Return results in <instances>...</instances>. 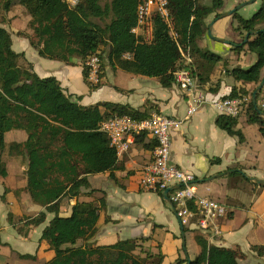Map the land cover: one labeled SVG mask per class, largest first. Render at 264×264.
Listing matches in <instances>:
<instances>
[{"label": "trees", "instance_id": "trees-1", "mask_svg": "<svg viewBox=\"0 0 264 264\" xmlns=\"http://www.w3.org/2000/svg\"><path fill=\"white\" fill-rule=\"evenodd\" d=\"M224 2L169 0L179 43L186 50L190 47L191 69L200 83L207 80V75L222 59L209 50L203 51L198 41L207 33L206 19L211 14L219 17L218 10L223 8ZM137 4L138 0H113L109 7L105 0H80L75 7H70L64 0H0V14L17 5L27 10L31 15V33L26 35L42 57L69 64L79 58L85 64L86 59L100 49H103V58L107 49L112 65L133 74L159 78L163 87H170L175 83V71L184 66L179 46L158 17L153 41H138L132 32L137 24ZM233 17L237 21L235 30L244 37L247 32L259 30L245 44L236 47L242 50L246 45L256 55V61L248 69L235 67L227 73L237 81L258 85L264 77V29L259 28L264 18V0L253 17H243L238 10ZM108 18L110 21L105 25L96 21ZM4 23L5 19L0 17V176H7L5 150L27 159L24 190L35 203L45 207L37 216L27 217L28 224L38 226L47 220L48 213L54 215L40 237L54 251V257L44 264H162V253L142 255L139 251L140 240L145 238H127L96 246L79 243L87 242L97 232L99 207L95 203L78 201L69 216L60 215L64 198L77 197L91 186L89 175L112 171L117 165V150L100 131L101 122L114 115L144 119L151 114L114 102L83 105L78 102L82 96L74 100L73 94L65 92L56 77H40L30 63L20 62V55L13 49L12 33ZM127 54L131 57H125ZM200 58L205 60L203 72L198 70ZM84 75L87 78L86 66ZM97 86L91 84L92 88ZM234 96H238L236 87L226 97ZM249 111V121L258 123L264 135V117L253 102ZM217 123L230 135L237 136L239 142L245 141L243 132L236 128L237 117L220 115ZM13 129L24 130L27 139L8 146L6 133ZM146 135L138 134L136 141ZM0 197L5 199V195ZM196 240L201 252L191 264H239L243 257L236 249L210 244L201 233L196 235ZM253 250L259 256L264 255V245L253 246ZM20 257L37 259L36 255L28 253ZM184 261L188 264V260ZM180 262L182 259L177 261Z\"/></svg>", "mask_w": 264, "mask_h": 264}, {"label": "crops", "instance_id": "crops-1", "mask_svg": "<svg viewBox=\"0 0 264 264\" xmlns=\"http://www.w3.org/2000/svg\"><path fill=\"white\" fill-rule=\"evenodd\" d=\"M226 1L218 13L231 10L247 0H233L230 4ZM245 7L238 9V12L248 18ZM16 9L27 13H24L22 30L15 27L17 19L20 20ZM0 17L5 19L3 26L12 33L13 49L20 55V62L30 63L40 77H56L65 92L73 94L74 100L82 96L78 102L83 105L114 102L148 114L161 112L178 119L186 116L187 96L175 83L163 87L159 78L127 72L109 61L103 63L100 83L92 88L88 78H85V64L81 59L76 58L69 64L45 58L31 45L26 35L31 33V15L24 7L17 5L9 12L0 14ZM206 22L208 28L214 22L211 27L214 36L230 42L210 37L208 30L198 41L203 51L209 50L222 59L207 75L206 81L200 83L198 79L205 99L200 110L171 129L172 160L179 167L195 174L199 194L222 201L229 210L228 215L219 220L223 230L221 236L208 238L203 235L208 242L242 252L239 264H264V255L259 256L253 250V246L264 245V186L251 181L242 173L264 180V135L258 123L249 121L251 112L248 109L237 117L236 128L245 136V141L239 142L237 136L219 127L217 120L222 114L213 105L216 98L231 95L234 87L237 88V95L253 96L258 85L237 81L227 71L235 67L251 66L256 56L246 45L242 50L236 49L243 45L245 37L235 30L237 21L233 14L225 17L211 14ZM14 31L18 32L15 34ZM204 68L205 60L198 59V70L203 72ZM260 92H264V88ZM9 139L23 142L27 139V133L22 129H13L6 133V142ZM155 143L150 135L140 137L137 141L135 138L131 148L118 157L112 171L89 175V188H84L77 197L63 199L60 206L62 216H69L78 201L92 202L99 207L96 234L87 242L79 243L96 246L114 244L127 238H145L140 240L139 251L142 255L146 252L162 253V264H186L184 260H188V257L193 260L198 256L201 247L196 235L202 232L197 233L195 226L182 225L173 204L163 194L145 191L140 186L141 169L151 160ZM27 164V159L7 163V176L1 177L3 190L0 196L5 195L9 208L5 211L0 205V218L4 225L0 227V264H44L54 257L49 243L40 240L53 214L48 213L44 223L32 225L27 235H21L9 221H5L8 217L6 214L10 212L15 216L35 217L45 210L44 206L32 200L26 190L21 192V198H17L12 188H26ZM229 170L233 171L206 180ZM5 188L9 189L7 193ZM0 203L5 207L6 203L1 200ZM26 253L36 255L37 259H22L20 255ZM179 259L182 262L177 263Z\"/></svg>", "mask_w": 264, "mask_h": 264}, {"label": "built area", "instance_id": "built-area-1", "mask_svg": "<svg viewBox=\"0 0 264 264\" xmlns=\"http://www.w3.org/2000/svg\"><path fill=\"white\" fill-rule=\"evenodd\" d=\"M64 1L70 7H75L80 0ZM157 17L166 24L170 36L179 46L184 61V66L176 70L174 76L175 84L187 96L186 116L178 119L161 112H154L148 118L134 119L127 114L114 115L101 122L100 131L109 137L110 145L117 150L118 156L131 148L138 134L147 133L152 136L156 143L151 160L141 169V188L145 191L163 193L167 188L175 186L169 196L182 225L195 226L208 238L219 237L223 233L219 220L229 212L226 204L199 194L195 174L179 167L172 160L171 129L195 115L205 99L199 88L198 78L191 69L193 57L190 54V47L186 50L179 43V34L169 0H138L137 24L132 32L138 41L152 42ZM125 57L131 56L127 54ZM85 66L88 70V81L93 85L100 83L103 73L101 51L91 54L86 59ZM251 102H253L252 96L238 95L216 98L213 105L222 115L238 117L249 109ZM257 106L264 111V92L258 94Z\"/></svg>", "mask_w": 264, "mask_h": 264}, {"label": "rangeland", "instance_id": "rangeland-1", "mask_svg": "<svg viewBox=\"0 0 264 264\" xmlns=\"http://www.w3.org/2000/svg\"><path fill=\"white\" fill-rule=\"evenodd\" d=\"M113 0H105V3H107V5L110 7L111 5V2ZM205 2L209 3L211 2V0H204ZM233 0H227L226 2L228 4H230ZM261 3H262V0H255L254 2L252 3H249L247 5H245L247 8L246 10V15H248V18H251L253 17V15L259 10L260 6H261ZM24 11L22 10H18L16 9V14L18 15V17L20 18V20L17 19V23H15V27L18 28L19 30H22L23 28V22L25 20V17H24ZM27 14V13H26ZM98 23L102 24V25H105L106 23H108L110 21V18L106 19V20H100V19H97L96 20ZM259 28H262L264 29V18L261 20V22L259 23ZM18 32V31H17ZM16 32V33H17ZM15 33V31L13 32ZM15 33V34H16ZM21 34V33H20ZM103 50V49H102ZM256 56V55H255ZM256 59V58H255ZM103 63H109V58H108V51L107 49H105V52L103 54ZM250 66L248 67H244L245 69H248ZM12 142H14V140L10 141V139L8 140L7 142V145L9 146ZM17 156V158H15ZM21 158H19L18 155H12L8 152V150H5L4 154H3V158L5 160L6 163H11V162H14L15 160H21L22 162L26 159L24 156H20ZM3 183H1V176H0V191L2 192L3 188ZM13 190L15 191V195L17 196V198H21L22 196V191H25L23 190V188H17L15 189V186L12 187ZM9 189L5 188V193H7ZM20 192V193H19ZM22 192V193H21ZM3 203H6L5 207L4 205H2L0 203L1 206H3V208L5 209V211L7 210V205H9L7 203V200H2V198L0 199ZM9 208V207H8ZM8 217L5 219V221L7 220V222L9 221L16 229L17 231L21 234V235H27L29 230H31L33 228L32 225L28 224V219L27 217H31V216H15L14 213L10 212L8 214H6ZM6 216H4L3 218H5ZM3 220L2 218H0V227H3ZM26 244H28L26 242Z\"/></svg>", "mask_w": 264, "mask_h": 264}, {"label": "water", "instance_id": "water-1", "mask_svg": "<svg viewBox=\"0 0 264 264\" xmlns=\"http://www.w3.org/2000/svg\"><path fill=\"white\" fill-rule=\"evenodd\" d=\"M254 1H255V0H247V1L241 2V3L238 4L235 8H233V9H231V10H228V11H226V12L220 14L219 17H225V16L232 15L236 10H238V9H240L241 7H243V6H245V5L249 4V3H252V2H254ZM213 23H214V22H212V24H210V26H209V28H208V34H209V36L212 37V38H214V39H216V40H219V41H222V42H228V43H229V42H230L229 40H226V39H222V38L216 37V36H214V35L212 34V28H211V27H212ZM263 31H264V30H263ZM258 32H259V30H254V31H251V32H247L246 35H245L244 41L242 42V44H245V43L249 40V38H250L251 35H255V34H257ZM263 87H264V77H263V79L261 80V82L258 84V86L255 88V90L253 91L252 99H253V104H254L255 107L258 109L260 115L264 117V111H262V110L257 106V96H258L259 92L263 89ZM231 171H233V170H229V171H227V172H222V173H220V174H217V175H215V176H212L211 178H207L206 180L215 179L216 177H220V176H222V175H224V174H227V173H229V172H231ZM242 173H243L248 179H250L251 181H254V182H256L257 184H259V185H263V186H264V180H261V179H259V178H257V177H250V176H247L244 172H242ZM178 186H179V185H177V187H178ZM174 188H175V186H174V187L167 188V189L164 190L163 193H162L163 196H164V198H165L167 201H169L170 203H172V202H171V199H170L169 194H170V191L173 190ZM183 236H184V238H185L184 232H183ZM185 242H186V241H185V239H184V243H185ZM191 261H192V260L188 257V264H191Z\"/></svg>", "mask_w": 264, "mask_h": 264}]
</instances>
